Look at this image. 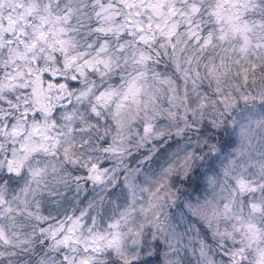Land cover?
<instances>
[{
	"label": "snow or ice",
	"instance_id": "snow-or-ice-1",
	"mask_svg": "<svg viewBox=\"0 0 264 264\" xmlns=\"http://www.w3.org/2000/svg\"><path fill=\"white\" fill-rule=\"evenodd\" d=\"M0 264H264V0H0Z\"/></svg>",
	"mask_w": 264,
	"mask_h": 264
}]
</instances>
